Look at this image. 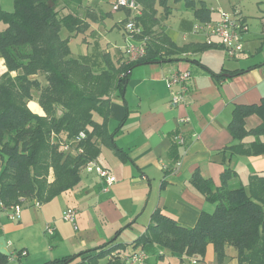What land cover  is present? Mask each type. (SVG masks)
I'll list each match as a JSON object with an SVG mask.
<instances>
[{
	"label": "trees",
	"instance_id": "trees-1",
	"mask_svg": "<svg viewBox=\"0 0 264 264\" xmlns=\"http://www.w3.org/2000/svg\"><path fill=\"white\" fill-rule=\"evenodd\" d=\"M136 1L142 6V16L136 22L142 27L141 37H147L145 54L134 63L117 67L108 55L102 56L101 63L92 56H72L70 39L88 26L75 13L83 7V0H14L13 12L0 10L5 25L0 31V58L7 68L0 75L1 206L15 205L22 197L46 203L75 188L83 166L96 160L100 146L107 142L114 146L106 128L110 96L115 91L123 94L131 69L137 64L172 63L183 58L185 48L177 47L164 32L153 30L159 25L156 6L169 12L167 0ZM185 1L195 20H212L202 2ZM197 47L200 51L212 48L204 43ZM39 74L44 75L45 84L36 78ZM32 100L41 106L44 116L30 112L27 104ZM95 115L101 122L94 120ZM252 115L261 122L248 130L245 120ZM228 129L234 143L223 150L225 158L264 156V141L260 140L264 135V98L259 104L236 105ZM80 133L84 137L76 142ZM248 137L253 140L246 142ZM64 144L71 145V150L65 151ZM224 166L219 187L198 171L190 180L214 205L211 213L202 212L195 226L185 227L157 210L132 247L146 254L168 250L179 257L203 258L211 244L219 263L232 255L237 264H264V173L252 174L245 185L232 183L237 173L229 164ZM114 241L96 248V258L126 247ZM7 262L8 257L0 253V264Z\"/></svg>",
	"mask_w": 264,
	"mask_h": 264
},
{
	"label": "crops",
	"instance_id": "crops-1",
	"mask_svg": "<svg viewBox=\"0 0 264 264\" xmlns=\"http://www.w3.org/2000/svg\"><path fill=\"white\" fill-rule=\"evenodd\" d=\"M140 7L139 13L132 17L135 21L142 16ZM87 9L91 15L83 18L88 25L85 33L71 38L86 46L91 40L96 42V38L106 31L103 24L108 18L99 10ZM156 9L159 25L153 30L155 33L163 30L177 47L185 48L184 59L172 63L137 64L129 73L123 94L116 91L111 94L106 128L113 137L114 146L108 142L101 145L95 161L109 170L114 183L105 191L104 183L95 174L90 177L87 173L83 179L85 171L82 168L80 183L75 188L46 203L35 205V201L29 202L13 221L1 214L0 253L8 257L7 264L14 261L58 264L66 259L67 264H128L126 257L137 251L131 243L146 232L155 211H160L179 225L193 227L202 212L214 210V205L194 189L190 181L194 172L198 171L204 179L210 180L214 187L220 186L226 163L237 173L232 178L234 183L241 181L240 168L245 169L247 180L252 174L264 173V156L225 158L222 153L234 143L228 127L235 106L259 104L264 98V56L246 59L250 52L243 51L232 60L226 56L220 43L213 40L207 43L185 38L179 46L161 22L160 8L156 6ZM131 14L127 12V15ZM63 35L66 37L67 33ZM203 43L212 48L200 51L197 45ZM97 49L96 56H91L99 63L103 55H108L116 67L127 63L123 52L115 59L107 48L101 49L100 45ZM203 54H207L205 59ZM83 56L87 55L76 57ZM6 71L4 60L0 58V75ZM175 71H189L192 76L190 90L177 107L171 106L165 86V79ZM212 74L219 77L214 78ZM27 107L33 114L44 116L35 100L30 101ZM97 117V122H101ZM186 117L189 122L180 123ZM260 122L256 115H252L246 118L245 127L253 129ZM179 134L185 139L184 146L175 140ZM252 140L253 137H248L245 141ZM235 160L237 165L233 167ZM67 208L77 211V230L62 220V213ZM48 225L54 229L50 241L44 238ZM12 234L18 235L17 244L8 240ZM121 237L126 239L125 242ZM112 240H115L114 244L131 247V250L127 252L125 247L96 258L99 252L95 249ZM21 250L27 251L25 257L14 261L9 259ZM207 256L200 262L198 258L179 257L168 250H158L147 254V263L209 264L216 258L213 249ZM230 256L227 259L236 262Z\"/></svg>",
	"mask_w": 264,
	"mask_h": 264
},
{
	"label": "rangeland",
	"instance_id": "rangeland-1",
	"mask_svg": "<svg viewBox=\"0 0 264 264\" xmlns=\"http://www.w3.org/2000/svg\"><path fill=\"white\" fill-rule=\"evenodd\" d=\"M113 1L114 0H83V4L85 6H89L96 10H99V12H101L102 14L107 15L106 17L108 18L105 19L103 24V26L106 27V31L100 34V38L99 37L96 38L97 39L96 42L93 40L87 42L90 44L88 46H86L85 43H81L80 40L71 39L69 45L73 56L75 55L78 56L81 54H85L87 56H91L93 54L94 56H96L95 53L98 50L97 47L99 48L101 45V49H104V47L108 49L110 53L109 55L112 58L116 59L117 56L120 57V53H122L126 47V40H125L126 33L124 30V26L128 21L133 20L132 17L134 16L135 12H132L131 15H127V12L129 11L123 9L113 12L111 9V3ZM193 1L197 5L198 4L201 5L202 2V5L206 6L210 10L212 19H214L213 21H217V19H219V12L223 14H227L230 17L236 16L242 19L247 27V32L243 34L242 45L246 53L250 52L249 55L246 54L248 55L246 59H251L253 57H256L257 55L259 57H261L262 55L264 56V0H193ZM166 5L169 7L168 9L169 12H166L165 9L159 7L160 8L158 9L160 12V14L158 12L159 18L161 22H163V25H165L167 34L177 45L181 46L184 43L183 39L185 38H188L189 40L190 39L199 40V41L205 40V36L203 33H193L192 25H196L198 23L195 22V19L193 17V11L191 7L188 4H186L185 0H167ZM87 8L83 6L80 9H76L75 13H77V15L81 18L84 19L88 18V15L91 14L89 13L90 10ZM0 10L5 12H13L14 0H0ZM186 21H188L187 23L190 24L189 26H187ZM93 24L95 28H98L97 24H95L94 22ZM4 27L5 25L0 21V31L3 30ZM212 40L215 41L216 43H219V41L215 38H213ZM217 52L222 53V50H218ZM205 55L207 54H203L204 59L206 57ZM11 75L14 76L15 74L12 73ZM36 78L39 79L43 84H45L43 74L37 75ZM37 95L38 93L34 92L35 98L37 97ZM94 120L98 121L97 115L94 116ZM260 140L264 141V135L260 136ZM236 165L237 162L235 160L232 162V166L235 167ZM83 173H84L82 175L83 179L86 178L87 175H91L90 177L94 176V173H90V174H87L85 172ZM238 174H239V178L241 179V182L243 181V183L246 184L248 180H247V175L245 173V169L242 170V168H240ZM51 175L52 173L50 171L49 177H47L49 181L52 179ZM27 202H31V201L27 200ZM1 214L2 213H0V215ZM18 238H19L18 235L12 234L10 235V237H8V240L12 244H17V242L19 241ZM44 238L47 239V241L51 240L50 239L51 237L46 232H44ZM121 239L123 240L122 242H125L126 240L124 239V237H121ZM126 249L127 252H129L131 250V247H126ZM212 249H213L212 245L209 244L207 246V251L205 253V256L203 258L198 257L200 262L205 261L204 259L208 257L207 254H209L210 256V253H212ZM228 251L232 253L231 249ZM14 262L13 263L10 262L9 264H22L21 261L20 262L14 261ZM209 264H236V262L233 261L232 259H227L224 260L223 263H219L218 260L214 258L213 262Z\"/></svg>",
	"mask_w": 264,
	"mask_h": 264
},
{
	"label": "built area",
	"instance_id": "built-area-1",
	"mask_svg": "<svg viewBox=\"0 0 264 264\" xmlns=\"http://www.w3.org/2000/svg\"><path fill=\"white\" fill-rule=\"evenodd\" d=\"M140 8V4L136 0H114L111 3V9L113 12L123 9L129 12L139 13ZM124 30L126 33V47L123 51V55L127 63H134L144 56L147 37H141L142 27L137 24L134 19L125 24ZM192 31L193 33H203L207 43H210L212 38H217L222 50L225 51L226 56L229 59H237V57L244 51L242 36L243 32L247 31V27L239 17H230L227 14L219 12V19H217V21L211 20L209 22H199L193 26ZM191 78L192 76L189 71H175L165 79V86L169 92L171 106L177 107L183 103L185 96L190 90ZM188 122L189 118L187 117L180 120V123ZM83 137L84 133H80V135L76 138V142ZM175 140L178 145H185V139L181 134L177 135ZM63 149L65 151H69L71 150V145L64 144ZM83 169L86 173H94L97 177H99L104 183L103 190L105 191L115 181L109 170L96 161L87 162L83 166ZM28 203L27 199L22 197L19 198L18 203L15 205L9 207L1 206L0 212L5 216V218L13 221L19 217L21 210ZM34 204L39 205L38 202H35ZM76 216L77 211L74 208H67L62 213V220L71 223L74 229L77 230ZM45 232L51 236L54 234V229L51 225H48L45 228ZM26 255L27 251L21 250L12 254L9 259L17 260L25 257ZM126 262L128 264H148L147 254L142 250H137L126 257Z\"/></svg>",
	"mask_w": 264,
	"mask_h": 264
}]
</instances>
